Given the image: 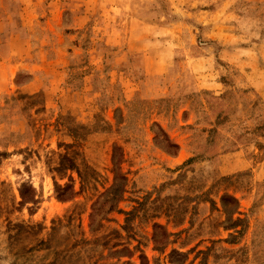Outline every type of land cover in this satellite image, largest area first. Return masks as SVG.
Listing matches in <instances>:
<instances>
[{
	"label": "rangeland",
	"instance_id": "374dc122",
	"mask_svg": "<svg viewBox=\"0 0 264 264\" xmlns=\"http://www.w3.org/2000/svg\"><path fill=\"white\" fill-rule=\"evenodd\" d=\"M140 255L264 264V0H0V264Z\"/></svg>",
	"mask_w": 264,
	"mask_h": 264
},
{
	"label": "trees",
	"instance_id": "16d2710c",
	"mask_svg": "<svg viewBox=\"0 0 264 264\" xmlns=\"http://www.w3.org/2000/svg\"><path fill=\"white\" fill-rule=\"evenodd\" d=\"M166 145L169 148L175 147L173 144L168 142L166 140ZM118 151V148L115 147L114 153L116 154ZM113 158H116V155L113 154ZM121 160V155L119 156V159L117 160L116 164L119 165ZM73 166V164H71ZM126 179L121 175L120 171L117 170L115 173L114 179H113V185L106 190L104 193L105 195L102 201L100 199H97L92 207H91V214L89 215L90 225L92 226L96 222V218L100 217L99 220H103L104 216L115 211L116 205L121 200V196L124 193ZM108 195L111 196V198L107 197ZM74 197V193L71 187L67 186L64 189H62V193L58 195V198L64 201L71 200ZM21 199L22 202L28 203L29 201L35 202L34 196L31 197L27 196L25 193L21 192ZM159 232V233H158ZM158 235H160L158 237ZM167 233L163 230L162 227L155 225L154 226V233H153V243L157 245H163L167 242ZM141 260V264H147L146 258L144 255L139 256Z\"/></svg>",
	"mask_w": 264,
	"mask_h": 264
}]
</instances>
